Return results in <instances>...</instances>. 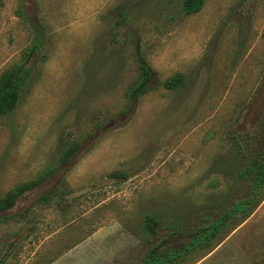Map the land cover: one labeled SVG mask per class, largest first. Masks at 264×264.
Instances as JSON below:
<instances>
[{
	"label": "rangeland",
	"instance_id": "rangeland-1",
	"mask_svg": "<svg viewBox=\"0 0 264 264\" xmlns=\"http://www.w3.org/2000/svg\"><path fill=\"white\" fill-rule=\"evenodd\" d=\"M181 2L0 0V77L24 63L36 79L0 117V203L46 176L0 212V264H107L102 252L134 264L164 225L180 224L166 243L178 246L245 196L264 117V0H204L184 17ZM139 59L150 89L132 99ZM177 264H264V199Z\"/></svg>",
	"mask_w": 264,
	"mask_h": 264
},
{
	"label": "trees",
	"instance_id": "trees-1",
	"mask_svg": "<svg viewBox=\"0 0 264 264\" xmlns=\"http://www.w3.org/2000/svg\"><path fill=\"white\" fill-rule=\"evenodd\" d=\"M203 3L204 0H182L179 14L183 17L190 16L198 12L202 8ZM118 16H120V24L118 23V25H124L125 15L123 11H119ZM41 43V40H36V43L32 45V50L37 51ZM139 68V82L131 91L132 99L147 93L150 89L151 70L141 59H139ZM183 78L182 74H176L166 79L163 82V86L168 90H175L183 83ZM35 80L33 68L24 63L13 66L3 72L0 77V117L12 112L25 99L30 93ZM259 125V135L256 139L259 145H257V149L253 151V157H251V159H249V155L245 154L242 150L241 143L236 146L237 152L242 155L244 154L243 156L245 157H243V159H249L247 167L240 172V175L245 173L248 179L245 196L239 200L233 201L211 222H208L207 217H202L201 224L190 230L189 241L181 243L178 246L169 247L166 243H168L171 234L177 232V230L181 228L180 224H175V222L164 225L162 230H166V234L160 239L158 238L154 246L147 250L139 262L134 264H177L183 261L194 249L209 243L227 224L230 222L239 224L254 211L264 199V117ZM78 148L77 145L70 146L63 155L61 161L63 163L66 162L78 151ZM237 161L238 164L242 162L239 158ZM45 178L46 176H43L40 179L21 185L7 193L0 203V212L10 209L18 197L25 191L41 184ZM146 228L150 230L152 234H156V231L160 227L159 224L152 222L151 219L148 218Z\"/></svg>",
	"mask_w": 264,
	"mask_h": 264
},
{
	"label": "crops",
	"instance_id": "crops-1",
	"mask_svg": "<svg viewBox=\"0 0 264 264\" xmlns=\"http://www.w3.org/2000/svg\"><path fill=\"white\" fill-rule=\"evenodd\" d=\"M100 232L102 233L103 231H101V229H100ZM100 232H98V234H101ZM108 258H109L108 253H103L102 252V254L100 255V259L101 260H104V259H105V261L108 260V261H106V263L107 264H109V263L111 264V261H110L111 259L110 258L108 259ZM113 258H115V257H113ZM112 261H113V259H112ZM114 264H115V261H114Z\"/></svg>",
	"mask_w": 264,
	"mask_h": 264
}]
</instances>
